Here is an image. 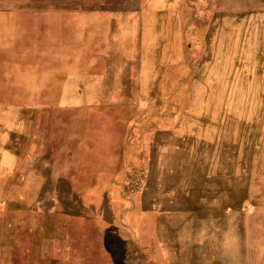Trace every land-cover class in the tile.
Listing matches in <instances>:
<instances>
[{
	"label": "rangeland",
	"instance_id": "374dc122",
	"mask_svg": "<svg viewBox=\"0 0 264 264\" xmlns=\"http://www.w3.org/2000/svg\"><path fill=\"white\" fill-rule=\"evenodd\" d=\"M0 264H264V0H0Z\"/></svg>",
	"mask_w": 264,
	"mask_h": 264
},
{
	"label": "crops",
	"instance_id": "0c3cea01",
	"mask_svg": "<svg viewBox=\"0 0 264 264\" xmlns=\"http://www.w3.org/2000/svg\"><path fill=\"white\" fill-rule=\"evenodd\" d=\"M49 182L52 183L50 188H57L58 183L60 182L59 180H66L67 182L71 183V177L67 175H57L54 171L51 172V175L49 176ZM71 186V184H69ZM44 210H50V208H45Z\"/></svg>",
	"mask_w": 264,
	"mask_h": 264
}]
</instances>
